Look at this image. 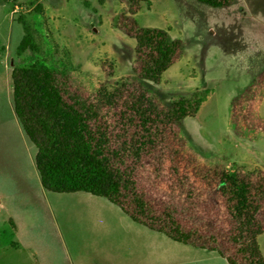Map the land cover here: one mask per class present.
I'll return each mask as SVG.
<instances>
[{
    "label": "rangeland",
    "instance_id": "374dc122",
    "mask_svg": "<svg viewBox=\"0 0 264 264\" xmlns=\"http://www.w3.org/2000/svg\"><path fill=\"white\" fill-rule=\"evenodd\" d=\"M102 1L0 0V264H228L217 252L132 221L103 197L46 191L35 166L37 148L14 113L10 73L45 64L93 97L135 75L136 40L115 26L118 18L166 30L182 42V54L160 83L144 84L167 106L203 92L197 114L179 124L189 146L220 165L264 174V0L219 8L195 0ZM22 17L38 50L19 55ZM100 107L109 116L115 112L106 102ZM149 188L154 198L165 195L161 186ZM199 212L217 236L226 233L215 198L204 196ZM17 237L22 244L10 245ZM258 243L264 257V231Z\"/></svg>",
    "mask_w": 264,
    "mask_h": 264
},
{
    "label": "trees",
    "instance_id": "16d2710c",
    "mask_svg": "<svg viewBox=\"0 0 264 264\" xmlns=\"http://www.w3.org/2000/svg\"><path fill=\"white\" fill-rule=\"evenodd\" d=\"M195 1L219 8L232 0ZM35 9L40 12L41 5ZM20 22L25 33L17 53L36 52L35 31L24 17ZM115 26L136 40L135 75L101 88L96 96H84L63 70L45 64L11 70L14 113L37 148L35 166L43 188L103 197L132 221L217 252L228 264H264L258 243L264 231V174L220 165L189 146L179 124L197 114L203 92L167 106L144 84L160 83L181 56L182 42L166 30L140 27L134 19L118 18ZM101 101L115 109L112 116L103 112ZM154 186L164 188L165 195L147 193ZM206 195L224 209L229 228L223 236L200 216Z\"/></svg>",
    "mask_w": 264,
    "mask_h": 264
},
{
    "label": "crops",
    "instance_id": "0c3cea01",
    "mask_svg": "<svg viewBox=\"0 0 264 264\" xmlns=\"http://www.w3.org/2000/svg\"><path fill=\"white\" fill-rule=\"evenodd\" d=\"M71 194V193H70ZM35 201H37L36 199H34ZM34 205H36L37 206V202H35L34 203ZM10 221L12 222V224L14 223L13 221V219H10ZM14 225H15V223H14ZM22 242H23V240H21L20 238H16V240H14V241H11V244L10 245H12V246H17V245H19L20 243L22 244ZM132 264V263H131Z\"/></svg>",
    "mask_w": 264,
    "mask_h": 264
}]
</instances>
